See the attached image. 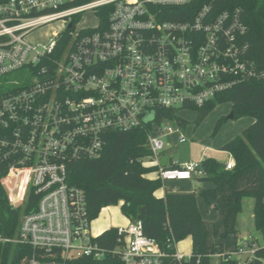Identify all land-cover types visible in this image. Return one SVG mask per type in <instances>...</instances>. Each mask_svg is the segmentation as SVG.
Masks as SVG:
<instances>
[{
    "label": "built area",
    "instance_id": "obj_1",
    "mask_svg": "<svg viewBox=\"0 0 264 264\" xmlns=\"http://www.w3.org/2000/svg\"><path fill=\"white\" fill-rule=\"evenodd\" d=\"M217 2V3H216ZM218 0H0V78L30 75L0 95L1 184L13 208L25 212L16 237L26 246L20 264H169L185 257L171 234L164 245L147 237L142 221L116 228L112 248L91 231L85 192L67 182L68 166L101 157L104 134L148 126L152 165L163 184L205 176L201 162L161 166L164 138L187 137L158 110H204L219 94L264 79L245 43L239 10L217 12ZM108 22L103 24L100 10ZM94 12L97 24L75 21ZM56 22L63 29L30 41ZM72 25L70 28L69 26ZM152 116L149 122L144 117ZM146 164V163H145ZM236 165L225 164L227 170ZM20 178V182L13 179ZM21 195L17 202L11 188ZM263 246L244 238L220 259L251 264Z\"/></svg>",
    "mask_w": 264,
    "mask_h": 264
},
{
    "label": "trees",
    "instance_id": "obj_2",
    "mask_svg": "<svg viewBox=\"0 0 264 264\" xmlns=\"http://www.w3.org/2000/svg\"><path fill=\"white\" fill-rule=\"evenodd\" d=\"M217 3V2H216ZM108 9L100 10L103 24ZM217 12L239 10L241 19L248 28L245 43L250 47V56L264 68V0H218ZM79 21V18L75 20ZM230 103L234 120L250 117L255 123L242 134L222 147L231 153L236 165L227 170L225 165L213 158H205L201 168L205 176L200 182L213 183L212 188L198 192L168 190L164 197L156 196L163 188L162 180L150 178L158 172V166L145 164L152 156L148 146L149 127L130 131H111L104 134V148L96 159L79 158L68 166L67 182L82 189L87 197L89 217L97 220L108 207L121 206L129 221H142L144 234L164 245L172 234L178 243L192 240L193 251L188 259L179 263L169 259V264H212L213 257L225 252L224 241L229 237L238 240L237 217L245 198H254L256 229L264 233V79L239 84L216 96L204 106L208 113L220 104ZM157 120L170 119L184 128L188 122L174 110H158ZM226 119L218 120L213 135H216ZM0 131V138L4 137ZM7 164L0 161V236L12 239L17 236L22 216L32 210L30 199L26 208L16 209L10 205L1 184ZM171 165L165 168H177ZM12 197V196H11ZM218 213L215 221L206 220L198 206V198ZM13 200V199H12ZM116 228L100 237L104 246L112 248ZM237 243V242H236ZM235 243V244H236ZM234 244V245H235ZM30 252L26 246L0 241V264H20ZM220 264H239L221 259ZM251 264H264V245L257 251Z\"/></svg>",
    "mask_w": 264,
    "mask_h": 264
},
{
    "label": "rangeland",
    "instance_id": "obj_3",
    "mask_svg": "<svg viewBox=\"0 0 264 264\" xmlns=\"http://www.w3.org/2000/svg\"><path fill=\"white\" fill-rule=\"evenodd\" d=\"M79 29L92 28L97 24V16L94 12H87L79 17L77 22ZM63 29L62 22H56L48 25L29 37L30 41L45 42L49 39L51 34ZM29 74L26 70L14 72L0 78V95L8 92L15 86L14 83L18 82L23 86L29 79ZM232 112V105L230 103L220 104L208 115L201 120L200 111L198 110H181L179 116L188 122L187 126L181 128L182 133L187 137V143L180 144L177 136H171L164 138L166 144L165 149L162 151V155L167 156L170 160H175L179 164L196 160L199 158L202 150L206 145H213L214 147H220V141L227 134H236L244 131L248 127L250 120L248 117L242 120H227V117ZM226 119V123L222 129L213 135L214 128L219 119ZM242 134V133H241ZM240 134V135H241ZM239 135V136H240ZM145 163H150L149 158L145 159ZM168 186L176 188L180 192H187L190 190L199 191L203 185H198L195 181H175L168 183ZM14 190V187L11 188ZM11 193V191H10ZM14 202H17L21 195L15 189L11 193ZM200 211L208 220L215 221L218 219V213L214 211H207V207L203 201H200ZM11 205V204H10ZM254 198H245L242 201V209L237 217V229L239 231V239L235 240L234 237L227 238L226 247L235 244V242L244 239L245 236H251L257 238L259 244L264 245V233L257 231L254 218ZM24 209V208H23ZM129 219H127L121 210V206L108 207L102 211L99 218L92 222L91 231L93 235H101L104 232L117 228L120 226H126ZM249 238V237H247ZM178 249L180 253L189 256L192 254L193 247L190 239L179 243ZM219 258L214 257L212 264H219Z\"/></svg>",
    "mask_w": 264,
    "mask_h": 264
},
{
    "label": "crops",
    "instance_id": "obj_4",
    "mask_svg": "<svg viewBox=\"0 0 264 264\" xmlns=\"http://www.w3.org/2000/svg\"><path fill=\"white\" fill-rule=\"evenodd\" d=\"M246 118V117H245ZM243 118H241V119H239V120H242ZM248 119L250 120V123H249V125H248V127L249 126H251V125H253L254 123H255V119H253V118H250V117H248ZM248 127H246V128H248ZM222 129V128H221ZM243 132V131H242ZM242 132H240V133H236V134H227L221 141H220V147H214L213 145H206L205 146V148L202 150V152H201V154H200V156H199V158L198 159H196V160H191V161H189V162H185V163H183V164H179L178 162H176L175 160H170L167 156H165V155H162V157H167V159H168V163H167V166H171V165H178L179 167L180 166H182V165H184V164H186V163H190V162H202L205 158H213V159H215V160H217L218 162H220V163H222V164H226L228 161H230V160H234L235 161V159H234V157H233V155L231 154V153H229V152H227V151H223L222 150V147L223 146H225L226 144H228L229 142H231L233 139H235L236 137H238ZM171 136H177V134H173V135H169V136H167V137H171ZM178 140H179V136H178ZM165 147H166V144H165ZM147 165H152L151 163H146ZM156 176H157V173H153V174H150L149 175V177L150 178H156ZM190 181H195V182H197L198 183V185H203V187H201L200 189H206V188H212L213 187V183H211V182H200L199 180H198V178H195V179H193V180H190ZM181 182H185V181H181ZM168 183H170V182H167V183H165V184H163V188L162 189H160L159 191H157V193H156V196L157 197H159V198H162V197H164L165 196V194H166V192L168 191V190H175V191H178L176 188H174V187H170V186H168ZM199 189V190H200ZM187 192H197V191H194V190H190V191H187ZM187 192H185V193H187ZM203 201V203H205L204 202V200L202 199V198H198V206H199V210H200V201ZM206 205V204H205ZM206 207H207V211L209 212V211H214L212 208H210V207H208L207 205H206ZM201 212V211H200ZM214 212H216V211H214ZM217 213V212H216ZM202 214V213H201ZM206 220H208L204 215H202ZM210 221V220H209ZM212 221V220H211ZM129 222V221H128ZM238 234H239V231H238ZM247 237H251V236H245L244 238H247ZM251 238H255V237H251ZM188 239H190L191 240V238H188ZM187 239V240H188ZM238 239H239V235H238ZM236 240V239H235ZM192 241V240H191ZM236 243V242H235ZM224 244H225V252H227L228 250H230L233 246H234V244H232L231 246H229V247H226V241H224ZM178 246H179V244H178ZM178 246H177V251L180 253V251H179V249H178ZM180 254H182V253H180ZM183 256H185V257H190L191 255H189V256H186V255H184V254H182ZM214 257H218V256H214ZM213 257V258H214ZM219 258V257H218ZM219 260H221L220 258H219ZM219 264H220V261H219Z\"/></svg>",
    "mask_w": 264,
    "mask_h": 264
},
{
    "label": "water",
    "instance_id": "obj_5",
    "mask_svg": "<svg viewBox=\"0 0 264 264\" xmlns=\"http://www.w3.org/2000/svg\"><path fill=\"white\" fill-rule=\"evenodd\" d=\"M70 28L72 27V25L69 26ZM208 115V112L206 110H201L200 111V118L201 120H203L206 116ZM152 116H146L144 117V121L145 122H149L151 120ZM227 120H234V114L231 112V114L227 117ZM167 163H168V159L167 157H162L161 159V166L163 168L167 167Z\"/></svg>",
    "mask_w": 264,
    "mask_h": 264
},
{
    "label": "bare ground",
    "instance_id": "obj_6",
    "mask_svg": "<svg viewBox=\"0 0 264 264\" xmlns=\"http://www.w3.org/2000/svg\"><path fill=\"white\" fill-rule=\"evenodd\" d=\"M13 181L17 183V182H20L21 179L20 178H15V180L13 179ZM15 189H16V187L14 186V190ZM14 190L11 189V193H13Z\"/></svg>",
    "mask_w": 264,
    "mask_h": 264
}]
</instances>
